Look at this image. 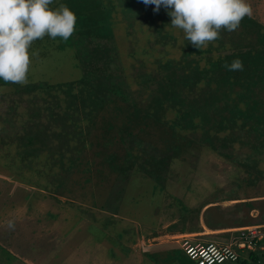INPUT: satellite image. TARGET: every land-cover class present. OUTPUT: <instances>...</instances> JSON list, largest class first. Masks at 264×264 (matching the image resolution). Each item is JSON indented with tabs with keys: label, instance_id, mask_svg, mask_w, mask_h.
Instances as JSON below:
<instances>
[{
	"label": "rangeland",
	"instance_id": "1",
	"mask_svg": "<svg viewBox=\"0 0 264 264\" xmlns=\"http://www.w3.org/2000/svg\"><path fill=\"white\" fill-rule=\"evenodd\" d=\"M249 2L198 49L163 7L54 0L73 35L33 43L26 84L0 80V264H188L183 239L249 230L264 264V0ZM89 227L103 242L85 245Z\"/></svg>",
	"mask_w": 264,
	"mask_h": 264
},
{
	"label": "clouds",
	"instance_id": "2",
	"mask_svg": "<svg viewBox=\"0 0 264 264\" xmlns=\"http://www.w3.org/2000/svg\"><path fill=\"white\" fill-rule=\"evenodd\" d=\"M163 7L184 38L201 49L219 38L221 30L234 31L245 17L253 15L249 0H142ZM54 0H0V80L26 84L33 43L48 36L68 40L76 30L77 16L66 5L52 7ZM229 71L243 70L235 59L225 65Z\"/></svg>",
	"mask_w": 264,
	"mask_h": 264
},
{
	"label": "built area",
	"instance_id": "3",
	"mask_svg": "<svg viewBox=\"0 0 264 264\" xmlns=\"http://www.w3.org/2000/svg\"><path fill=\"white\" fill-rule=\"evenodd\" d=\"M231 244H217L213 242H193L183 239L182 249L186 257L193 264H236L242 258V251H255L258 246V234L248 231Z\"/></svg>",
	"mask_w": 264,
	"mask_h": 264
},
{
	"label": "trees",
	"instance_id": "4",
	"mask_svg": "<svg viewBox=\"0 0 264 264\" xmlns=\"http://www.w3.org/2000/svg\"><path fill=\"white\" fill-rule=\"evenodd\" d=\"M254 34L264 35V32L261 30L260 27H257L256 26L255 33ZM95 86H96V88H94ZM92 88H91L92 90L89 91V100H87V102H91L92 104H95L96 101L101 100L105 96L103 95L104 94L103 93V88H102V86L99 83H95ZM135 184H137L136 186L139 189L141 188L142 190H143V188L145 186H147V185L149 186L147 190H145V191L143 190L144 191L143 194L140 193L138 200L137 199H133L136 202V205L139 204V201H143L144 203L147 202V203H149V205L152 204V206H153V204H154V197L152 195H150V191L151 190L149 191V189H152L153 190L156 185L153 182H150V181L149 182H147V181L145 182V180H144V182H138V179H136ZM140 198H141V200H140ZM125 199H126V197L124 198V200ZM130 200L132 201V199H130ZM159 203H160V201H159ZM144 205L145 204H143V206ZM177 256L178 257H181L182 256L183 260L187 261L188 264H193L186 257V255L184 254V252L182 250L179 251V253L177 254ZM260 258L261 257H260V255L258 253H256L255 251L254 252L253 251H250V252H248V258H243L242 257L240 259V261L238 263H236V264H252V263L253 264H258V262H260Z\"/></svg>",
	"mask_w": 264,
	"mask_h": 264
},
{
	"label": "crops",
	"instance_id": "5",
	"mask_svg": "<svg viewBox=\"0 0 264 264\" xmlns=\"http://www.w3.org/2000/svg\"><path fill=\"white\" fill-rule=\"evenodd\" d=\"M138 206V205H137ZM137 208H140L139 206L137 207ZM139 210V209H138ZM143 216V215H142ZM82 223V222H81ZM85 222H83V224H84ZM68 225H66V227H67ZM75 226V225H74ZM80 226V225H79ZM78 226V228L77 229H80V227ZM63 227H65V225L63 224ZM73 227V226H72ZM83 226H81V228H82ZM92 231V228L91 227H89L88 229H87V231H86V237H87V243H85V245H87V247H90V245L92 246V245H94V246H96L95 244H97V242H103V241H96V239H95V236H93L91 233H89V231ZM102 230V229H101ZM66 232H68V233H70V232H72V230L71 229H69V230H66ZM82 232V231H81ZM83 233V232H82ZM105 233V232H104ZM65 234V233H64ZM84 235H85V233H83ZM65 236H67V235H63V237H65ZM75 243H79V244H81L82 245V243L81 242H77V240L75 241ZM84 245V244H83ZM76 248H77V250L78 249H81L80 247H79V245L77 244V246H76ZM69 255H72V254H69ZM105 257V258H104ZM104 257H102V258H104V259H106V255H104ZM76 257H73V255L69 258V259H75ZM109 260L111 261V259L109 258ZM27 261V260H26ZM109 261V262H110ZM26 264H27V262H25ZM68 264H73V262H68Z\"/></svg>",
	"mask_w": 264,
	"mask_h": 264
}]
</instances>
